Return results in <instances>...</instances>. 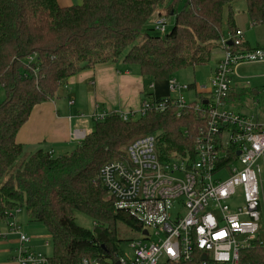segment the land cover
Returning a JSON list of instances; mask_svg holds the SVG:
<instances>
[{
    "label": "trees",
    "instance_id": "obj_1",
    "mask_svg": "<svg viewBox=\"0 0 264 264\" xmlns=\"http://www.w3.org/2000/svg\"><path fill=\"white\" fill-rule=\"evenodd\" d=\"M81 1L62 8L55 0H0V219L5 211L24 210L29 222L43 225L52 245L49 264L113 263L122 254L117 226L137 233L140 226L114 210L99 170L124 160L125 147L148 135L157 136L162 156L183 154L192 147L198 120L189 110L180 119L169 110L126 122L110 112L93 122L92 131L68 154L38 150L25 155L16 134L32 109L52 100L70 78L99 65L136 66L143 80L152 82L205 66L219 47L225 11L227 31H236L232 6L240 1L252 28L264 24V0ZM159 8L172 18L162 36L153 34L157 30L150 23ZM185 127L189 138L182 135ZM74 213L89 218L92 229L77 226ZM243 262L263 263L264 251L246 252Z\"/></svg>",
    "mask_w": 264,
    "mask_h": 264
},
{
    "label": "built area",
    "instance_id": "obj_2",
    "mask_svg": "<svg viewBox=\"0 0 264 264\" xmlns=\"http://www.w3.org/2000/svg\"><path fill=\"white\" fill-rule=\"evenodd\" d=\"M153 25L162 36L167 18L156 16ZM219 45L222 59L206 84L193 86L198 92L196 101L185 102L180 92L191 86H180L170 78L166 81L168 97H149L138 111L117 114L126 122L169 110L180 119L189 110L198 125L190 137L191 149L181 155L162 156L157 136L148 135L128 144L124 160L108 162L99 170L100 183L113 200L114 210L140 226L139 238L127 246L131 256L125 258L122 252L114 264H250L243 262L246 252L256 247L264 251L259 238L264 195L263 113L259 109L251 116L227 108L233 88L237 89L232 78L239 76L241 66L264 64V49L249 48L240 30L229 34L226 41L221 38ZM33 60L28 57L27 65ZM255 93L252 90L249 95L252 108L260 104L256 97L261 92ZM104 118L105 114L97 115L92 121ZM190 134L188 127L183 128V136ZM3 216L13 218V211ZM8 227L19 232L14 223ZM221 232L224 235L218 236ZM18 240L20 247L13 256L17 264H49L46 255L32 251L28 237L19 235ZM225 255L226 260L220 259Z\"/></svg>",
    "mask_w": 264,
    "mask_h": 264
},
{
    "label": "crops",
    "instance_id": "obj_3",
    "mask_svg": "<svg viewBox=\"0 0 264 264\" xmlns=\"http://www.w3.org/2000/svg\"><path fill=\"white\" fill-rule=\"evenodd\" d=\"M55 1L62 8L79 6L82 2L81 0ZM255 48L264 49V45H258ZM252 66H241L239 70L247 71ZM256 66H264V64H256ZM131 70H135L134 74H131ZM239 70V76L234 78L237 79L234 84L237 89L233 88L227 108L233 112L250 115L251 102L245 95L242 96L241 92L247 89L250 95L252 90L256 93L261 90L246 88V83L242 82L252 75L251 73L241 74ZM151 85L153 87L151 89L148 87L149 90L154 89V84ZM190 86L193 89V86ZM62 87L64 90L59 94L58 90ZM59 89L52 100L35 106L28 121L18 130L16 143L22 146L23 154L30 155L38 150L48 151L52 156L68 154L82 140L80 135L86 136L92 131L93 116L110 112L115 114L136 112L145 95H151L157 100L169 96V94L161 95L156 92L146 93L138 68L127 67L120 62L99 65L91 70L83 71L70 78ZM194 92L198 94L196 90Z\"/></svg>",
    "mask_w": 264,
    "mask_h": 264
},
{
    "label": "rangeland",
    "instance_id": "obj_4",
    "mask_svg": "<svg viewBox=\"0 0 264 264\" xmlns=\"http://www.w3.org/2000/svg\"><path fill=\"white\" fill-rule=\"evenodd\" d=\"M233 12V25L236 29L242 31L244 41L248 44V46L252 49L255 47L264 45V24L257 25L255 27L250 26V21L248 15L246 13V7L242 1L236 3L232 7ZM164 15V11L162 8H159L155 11L153 17L151 18L150 23L153 24L157 15ZM166 18V17H165ZM227 25V12L225 11L223 14L221 32L222 39L225 41L229 38V32L226 28ZM172 26V18H167V25L165 27V32H168ZM153 34L158 35L157 31H154ZM222 59V51L220 50V45L217 50L213 51L210 56V60L208 64L205 66H198L192 68H186L178 71L173 77L180 86H202L206 84L208 78L210 77L216 63ZM120 66V65H119ZM136 67V66H135ZM135 69V68H133ZM135 70H131V74H134ZM241 74L251 73L248 79L243 80L242 83H246L245 87H249L250 89L261 90V93L258 95L260 100L259 107L255 106L252 108L251 116H255L256 112L260 111L263 113L261 115L260 121H264V66H256L248 68L247 71H243V69L239 70ZM237 79L232 78V85L236 83ZM154 84V89L149 90V86ZM143 88L144 91L147 92H156L161 95H168V89L166 87L165 81L162 82H152L149 80H143ZM62 89L58 90V93L61 94ZM170 95V94H169ZM175 97V95H171ZM180 96L183 98L185 102L196 101V94L193 89L190 90H182L180 92ZM247 98H250L249 93H247ZM4 100V94L0 90V104ZM240 113V112H238ZM137 118V117H136ZM128 146V145H127ZM126 146V147H127ZM125 147V148H126ZM26 153V152H25ZM28 155V154H25ZM24 158V157H22ZM236 203H240V200H237ZM264 195L263 199H261V208H260V216L262 220L261 233L259 234L260 241L264 245ZM175 213V210L172 211V214ZM73 220L75 224L83 229L91 230L93 227L92 221L85 217L84 215L74 213ZM14 223L16 227L19 229L18 233L12 232L8 224ZM117 234L118 239L123 243L119 247L120 251L123 252L125 258H129L131 256V250L127 248L130 242L135 241L139 238V234L137 232L132 231L131 229L119 224L117 226ZM19 235H24L30 239L29 247L32 249L34 253H40L42 255L51 256L52 254V245L49 234L45 227L41 224H35L28 221L26 213L24 210H19L18 212L13 211V218H3L0 219V264H17L16 261L13 260V256H16L17 250L20 247L19 243Z\"/></svg>",
    "mask_w": 264,
    "mask_h": 264
},
{
    "label": "clouds",
    "instance_id": "obj_5",
    "mask_svg": "<svg viewBox=\"0 0 264 264\" xmlns=\"http://www.w3.org/2000/svg\"><path fill=\"white\" fill-rule=\"evenodd\" d=\"M221 233H223V232H221ZM227 258H228L227 255L220 257V259H225V260H226Z\"/></svg>",
    "mask_w": 264,
    "mask_h": 264
},
{
    "label": "snow or ice",
    "instance_id": "obj_6",
    "mask_svg": "<svg viewBox=\"0 0 264 264\" xmlns=\"http://www.w3.org/2000/svg\"><path fill=\"white\" fill-rule=\"evenodd\" d=\"M217 235H218V236H223V235H224V233H218Z\"/></svg>",
    "mask_w": 264,
    "mask_h": 264
},
{
    "label": "water",
    "instance_id": "obj_7",
    "mask_svg": "<svg viewBox=\"0 0 264 264\" xmlns=\"http://www.w3.org/2000/svg\"><path fill=\"white\" fill-rule=\"evenodd\" d=\"M228 45H230V44H228ZM143 234L145 235V232Z\"/></svg>",
    "mask_w": 264,
    "mask_h": 264
}]
</instances>
